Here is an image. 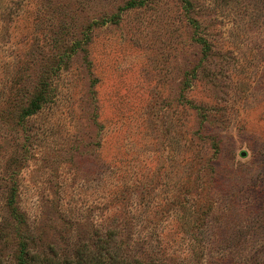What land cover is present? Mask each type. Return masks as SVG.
Listing matches in <instances>:
<instances>
[{
  "label": "rangeland",
  "instance_id": "374dc122",
  "mask_svg": "<svg viewBox=\"0 0 264 264\" xmlns=\"http://www.w3.org/2000/svg\"><path fill=\"white\" fill-rule=\"evenodd\" d=\"M0 264H264V0H0Z\"/></svg>",
  "mask_w": 264,
  "mask_h": 264
},
{
  "label": "water",
  "instance_id": "95a60500",
  "mask_svg": "<svg viewBox=\"0 0 264 264\" xmlns=\"http://www.w3.org/2000/svg\"><path fill=\"white\" fill-rule=\"evenodd\" d=\"M241 155H244V152H241Z\"/></svg>",
  "mask_w": 264,
  "mask_h": 264
}]
</instances>
